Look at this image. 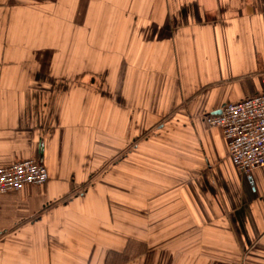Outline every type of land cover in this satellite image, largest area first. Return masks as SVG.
<instances>
[{
    "label": "crops",
    "instance_id": "obj_1",
    "mask_svg": "<svg viewBox=\"0 0 264 264\" xmlns=\"http://www.w3.org/2000/svg\"><path fill=\"white\" fill-rule=\"evenodd\" d=\"M264 89V0H0V264H264V168L203 116Z\"/></svg>",
    "mask_w": 264,
    "mask_h": 264
},
{
    "label": "built area",
    "instance_id": "obj_2",
    "mask_svg": "<svg viewBox=\"0 0 264 264\" xmlns=\"http://www.w3.org/2000/svg\"><path fill=\"white\" fill-rule=\"evenodd\" d=\"M209 128L219 129L229 159L241 174L264 168V89L241 101L223 105L217 113L203 116ZM48 181L44 166L26 159L0 168V195L18 192L24 186H42Z\"/></svg>",
    "mask_w": 264,
    "mask_h": 264
},
{
    "label": "water",
    "instance_id": "obj_3",
    "mask_svg": "<svg viewBox=\"0 0 264 264\" xmlns=\"http://www.w3.org/2000/svg\"><path fill=\"white\" fill-rule=\"evenodd\" d=\"M41 159H42V154H40V159L37 162H38V165L43 166V163H42Z\"/></svg>",
    "mask_w": 264,
    "mask_h": 264
}]
</instances>
